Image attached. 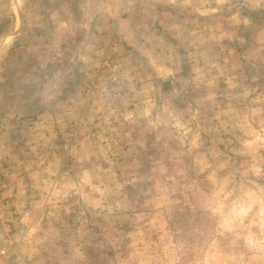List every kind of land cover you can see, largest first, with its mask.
I'll return each instance as SVG.
<instances>
[{
  "label": "rangeland",
  "instance_id": "1",
  "mask_svg": "<svg viewBox=\"0 0 264 264\" xmlns=\"http://www.w3.org/2000/svg\"><path fill=\"white\" fill-rule=\"evenodd\" d=\"M0 264H264V0H0Z\"/></svg>",
  "mask_w": 264,
  "mask_h": 264
},
{
  "label": "built area",
  "instance_id": "2",
  "mask_svg": "<svg viewBox=\"0 0 264 264\" xmlns=\"http://www.w3.org/2000/svg\"><path fill=\"white\" fill-rule=\"evenodd\" d=\"M18 234H19V236H21L23 234V230L22 229H19V233ZM1 253H4V250H1Z\"/></svg>",
  "mask_w": 264,
  "mask_h": 264
}]
</instances>
